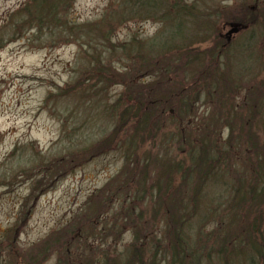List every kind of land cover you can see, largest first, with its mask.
<instances>
[{"label":"rangeland","instance_id":"1","mask_svg":"<svg viewBox=\"0 0 264 264\" xmlns=\"http://www.w3.org/2000/svg\"><path fill=\"white\" fill-rule=\"evenodd\" d=\"M142 8L0 0V264L146 263L147 235L170 230L195 239L185 249L198 256L192 264H219L211 250L222 243L264 244L263 199L251 207L250 188L229 185L262 184L264 126L245 138L244 113L264 117V0H167L168 25L163 7ZM175 12L195 27H176ZM235 19L243 31L219 37ZM212 125L210 138L233 135L216 169L224 178L204 189L200 213L189 203L197 185L159 174L152 159L180 161L189 148L163 146L162 133L193 142ZM170 178L182 189L175 212ZM158 182L162 192L150 195ZM169 246L161 264L172 263ZM256 255L260 264L264 252Z\"/></svg>","mask_w":264,"mask_h":264},{"label":"trees","instance_id":"2","mask_svg":"<svg viewBox=\"0 0 264 264\" xmlns=\"http://www.w3.org/2000/svg\"><path fill=\"white\" fill-rule=\"evenodd\" d=\"M130 1L133 4H135V7L136 6L138 7L139 4H141L143 6L141 11L144 10L145 8L150 10L148 6H152L153 9L155 10H157V7L158 10L163 7L164 10L166 9V11L164 12L165 14H161V17L164 18L166 25H168V22L171 20V16H170L171 14H169V12L166 13L167 0H159L155 5L153 3V0H130ZM150 13H152V9ZM173 15L177 18L176 27L179 26L182 29V31L190 30L189 27H191V25L193 28L195 27V21L194 23L191 24L190 22H185L184 20L185 14L181 12H175L173 13ZM249 20L250 18L247 20V22ZM230 22L238 23L239 21L235 19V20H231ZM246 28H248V26H246ZM212 57H215V60L218 61L216 56H212ZM232 80L235 81L234 87L236 88V85L239 83L237 81L238 79L234 78ZM235 88L230 93L232 94L230 98V105L229 104L227 105L229 113H232L236 107L234 105V101H235L234 94L236 92ZM196 99L202 101V95L200 92L196 93ZM156 100H158V103H161L160 99H156ZM244 101H242V104H245ZM260 101L261 103H263L264 99ZM255 113L256 112L254 111L253 107L249 108L244 113L245 123L252 125V128H249L244 133V137L247 139H253L255 136L259 134V132L257 131L258 125L264 126V117L263 119L261 118L259 120H254ZM177 114L180 118H183L186 114V111L179 110ZM262 115L264 116V113ZM193 119L196 122V120L198 119V114ZM240 119L243 120V116ZM214 127L215 125H212L207 130H205L203 127L197 129L195 131L196 137L195 140H193V142L191 141V136H184L180 138V136H176V137H173L171 135L165 136V133H162L161 134L162 140H160V142L163 146L170 147L169 145H172L171 140L176 139L178 140L177 143L179 144L183 143L184 145L189 146V148L184 150L183 152L184 155L181 153L180 161H167L165 163L164 162L165 159H161V160L152 159L154 166L162 168L161 170L162 173L159 174H163V173L170 174L171 178L175 174H182L181 175L182 177L179 180V182L180 181L186 182L190 187H192L193 184L197 185L198 190L196 189V197L194 200H191L189 203L193 209L197 208L200 213H203L202 210L204 209L205 203L208 201L207 193H206V197L204 196V192H205L204 189L207 187L212 188L217 186L220 183V181L224 178V174L223 173L221 174V172L220 173L217 172L216 169H218L219 166L223 164L222 159H225L227 154L226 143L230 142L233 135L232 131L229 129V133L228 136H226V138H223V135L221 133L217 135L214 139L210 138L208 134H213ZM155 130L156 129H152V132H155ZM194 143H196V145ZM242 147L244 148V145ZM245 147H246L245 149H247L248 146ZM179 152H181V150ZM258 173L261 174L260 183L262 182V184L260 185L259 184L257 185L255 183L256 185L252 184L251 186H247L246 184L248 182L244 183L241 180L239 182L237 181L229 182V185H233V187L235 186V189L239 187L241 188L246 187L247 189L250 188L248 191V196L251 195L252 197L251 207L256 205L261 199L263 200L260 201V204H262L264 201V184H263L264 168L262 167V165L260 166V170L258 169ZM171 178L169 179V181L171 180L172 181L171 183L170 182L167 183L165 190L169 191L172 197H175V203L171 201V198L168 202L169 208L175 212L178 206V199H179L178 197L182 194V189L173 188V179ZM250 190H254V191L250 192ZM161 192H162V187L159 186V182H158L156 191L154 192V189L151 190L150 195L155 196ZM235 194H243V193L241 191H236ZM209 202L210 201H208L207 203ZM192 203L195 204V206L194 205L192 206ZM187 209H188V205L186 203L185 211H187ZM176 217H178L177 214L174 215L173 220ZM178 232L170 230L169 237L167 235H163L162 237L156 236L155 234L147 235L146 247H148L149 249L148 252L150 255L148 254L146 255V259L148 258V261L146 263L141 262L139 264H156V262L160 263L157 261L158 257L162 258L160 256V252H161L160 250L169 241V239L171 243H173V246H169L168 248V250L172 248L173 260L172 263L170 264H187L188 261L190 262L188 264H192L196 262L198 260V256L194 253L185 251V249L188 246L187 244L189 242L194 241L195 239L192 238L193 236L185 237V235L187 234L184 233V235H182L179 230ZM233 242L232 241L230 242L229 249H226V245L222 243L221 246H218V250L216 251H214L213 249L211 250L212 253L213 252L215 253V256L217 258L216 260L217 262H219V264L221 263L222 260L229 261L228 264H255L256 256H257L256 254L259 253V255L262 256V252H264V244L262 243L263 241H259L258 243L254 242L252 247H250L249 244L247 243L241 242L240 240H236L237 242V247H236L233 245ZM245 244H247V247L243 246ZM225 258L228 260H226ZM162 264H168V263H164L163 261ZM260 264H264V260L261 261Z\"/></svg>","mask_w":264,"mask_h":264},{"label":"flooded vegetation","instance_id":"3","mask_svg":"<svg viewBox=\"0 0 264 264\" xmlns=\"http://www.w3.org/2000/svg\"><path fill=\"white\" fill-rule=\"evenodd\" d=\"M232 24H234V23H226L225 26H223V28H224L223 31H224L225 34H226L228 28H230V25H232ZM239 25H240V24H239ZM239 25H238V30H237L236 33L231 34V35L219 34V37H223V38H225V39H227V38L229 37V39H230V38L232 37V35H235V34H237V33H241V32L243 31V29H242L241 26H239Z\"/></svg>","mask_w":264,"mask_h":264},{"label":"water","instance_id":"4","mask_svg":"<svg viewBox=\"0 0 264 264\" xmlns=\"http://www.w3.org/2000/svg\"><path fill=\"white\" fill-rule=\"evenodd\" d=\"M238 30V26L235 24L230 25V30L225 35H231L236 33Z\"/></svg>","mask_w":264,"mask_h":264}]
</instances>
